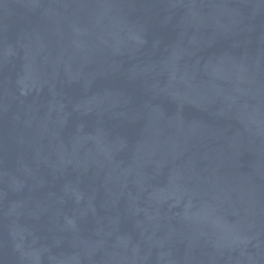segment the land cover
<instances>
[{"label": "water", "instance_id": "water-1", "mask_svg": "<svg viewBox=\"0 0 264 264\" xmlns=\"http://www.w3.org/2000/svg\"><path fill=\"white\" fill-rule=\"evenodd\" d=\"M0 264H264V0H0Z\"/></svg>", "mask_w": 264, "mask_h": 264}]
</instances>
